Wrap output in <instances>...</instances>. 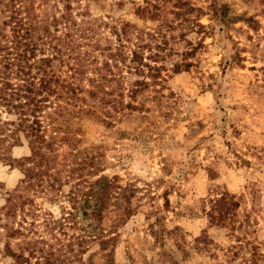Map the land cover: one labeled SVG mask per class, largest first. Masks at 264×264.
<instances>
[{"label":"rangeland","instance_id":"374dc122","mask_svg":"<svg viewBox=\"0 0 264 264\" xmlns=\"http://www.w3.org/2000/svg\"><path fill=\"white\" fill-rule=\"evenodd\" d=\"M50 5L55 7L47 13L63 24L80 19L84 6L89 14L84 20L97 37L115 42L124 28L134 40L138 31L160 53L156 63L167 65L162 89L145 91L142 109L126 110L108 125L95 117L70 119L83 153L77 164L68 159L78 168L74 178L91 181L105 174L116 184L102 224L114 240L104 252L86 243L84 258L94 253L92 264H108L103 253L111 251L112 264H230L232 252L239 253L236 261L255 246L264 253V0H50ZM225 6L238 20L226 24L220 16ZM248 17L256 21L254 28L242 20ZM186 61L192 64L187 71L170 72L171 63ZM53 65L65 70L59 61ZM20 136L0 160V264H13V253L27 256L32 247L57 245L43 221L49 214L59 217L58 206L23 189L22 162L31 151ZM92 157L98 159L97 171L89 167ZM69 187L63 190L71 195ZM22 195L33 201L26 230ZM222 195L233 204L224 224L211 210ZM9 196L17 205L13 218L3 215ZM125 207L132 213L117 223ZM81 233L68 229V235Z\"/></svg>","mask_w":264,"mask_h":264},{"label":"trees","instance_id":"16d2710c","mask_svg":"<svg viewBox=\"0 0 264 264\" xmlns=\"http://www.w3.org/2000/svg\"><path fill=\"white\" fill-rule=\"evenodd\" d=\"M39 7L45 10L43 15L38 13ZM51 7L55 6L50 0H0V160L8 158L7 153L20 142L22 134L31 151L30 159L22 162L23 189L44 195L60 211L59 217L49 214L43 221L56 247L46 244L32 247L27 256L23 252L11 256L13 264H30L36 253L40 256L35 257V264H92L94 253L85 259L83 254L88 251L84 245L91 242L97 245V251L104 252L115 237L102 224L111 211L108 206L116 184L105 174L91 181L74 178L78 168L68 159L73 158L77 164L83 160V153L76 147L80 139L73 136L70 119L95 117L108 125L126 110L142 109L147 101L144 92L151 87L158 92V85L162 89L167 65L156 63L160 53L143 43L138 31L132 40L133 33L121 28L114 42L97 37L84 20L89 15L84 6L78 11L80 19L69 24H63L55 13L49 15L46 10ZM227 12V6L220 12L226 24L238 20ZM242 20L250 28L257 24L250 17ZM56 61L65 64L64 71L54 67ZM169 66L171 73L178 74L192 64L186 61ZM153 99L158 100L156 96ZM64 146L71 147L70 151L61 154L59 150ZM96 161L92 157L89 162L95 171L99 169ZM65 186H70L71 195L63 190ZM10 198L3 213L6 218L16 213L17 205ZM231 205L224 195L214 200L213 219L224 224ZM32 206V199L22 195V230L26 216L34 214ZM131 213L125 207L117 223L124 222ZM34 224L31 221L28 227ZM73 228L81 230V235H68V229ZM18 232L11 230L10 236ZM111 253H103L108 264L113 263ZM237 256L238 252H232L227 262L264 264L259 246L243 253L239 261Z\"/></svg>","mask_w":264,"mask_h":264}]
</instances>
